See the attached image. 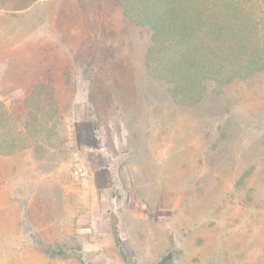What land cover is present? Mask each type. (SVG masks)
<instances>
[{"label": "rangeland", "instance_id": "obj_1", "mask_svg": "<svg viewBox=\"0 0 264 264\" xmlns=\"http://www.w3.org/2000/svg\"><path fill=\"white\" fill-rule=\"evenodd\" d=\"M148 35L118 0H0V264H129L114 226L133 264H264V65L180 103Z\"/></svg>", "mask_w": 264, "mask_h": 264}, {"label": "trees", "instance_id": "obj_2", "mask_svg": "<svg viewBox=\"0 0 264 264\" xmlns=\"http://www.w3.org/2000/svg\"><path fill=\"white\" fill-rule=\"evenodd\" d=\"M118 2L125 17L148 32L145 64L156 78L171 87L180 103H191L196 97L194 91L200 78L222 85L234 70H260L264 65V19L245 18L248 9L256 4L253 0ZM30 97L33 101H52L54 88L38 82ZM113 235L123 261L133 264L116 226Z\"/></svg>", "mask_w": 264, "mask_h": 264}]
</instances>
